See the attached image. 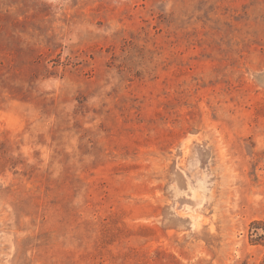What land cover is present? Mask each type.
Here are the masks:
<instances>
[{
	"label": "rangeland",
	"instance_id": "obj_1",
	"mask_svg": "<svg viewBox=\"0 0 264 264\" xmlns=\"http://www.w3.org/2000/svg\"><path fill=\"white\" fill-rule=\"evenodd\" d=\"M0 264H264V0H0Z\"/></svg>",
	"mask_w": 264,
	"mask_h": 264
}]
</instances>
